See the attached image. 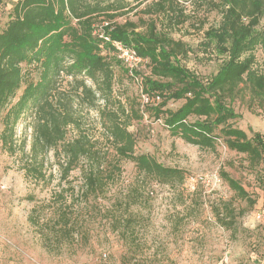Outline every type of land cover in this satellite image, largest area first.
I'll return each mask as SVG.
<instances>
[{
  "label": "trees",
  "instance_id": "1",
  "mask_svg": "<svg viewBox=\"0 0 264 264\" xmlns=\"http://www.w3.org/2000/svg\"><path fill=\"white\" fill-rule=\"evenodd\" d=\"M209 4L221 13V21L206 31V37L214 44L213 51L225 58L214 75L204 78L186 64L192 48L174 37L190 19L178 0H152L142 8L139 3L131 7L128 0H16L0 30V111L6 110L0 133L3 147L16 151V126L33 113L27 175L43 176L37 156L55 149L64 158L65 174L83 159L90 163L84 168L85 191L98 194L107 177L99 149L83 132L71 140L66 137L69 126L80 128L77 104L98 112L116 157L133 161L143 178L169 185L185 180L183 169L136 152L130 126L147 114L162 120L174 137L211 150L223 144L244 154L249 168L258 167L264 161V133L250 135L231 120L240 117L234 102L244 85L264 106V70L253 67L254 51L264 41L259 30L264 0H210ZM134 10L137 20L128 16ZM116 42L148 63L150 73L141 79L142 94L148 98L143 105L137 106L128 93H115L117 68L131 77L138 75L124 63ZM170 101L181 104L171 108ZM221 177L238 199L254 206L256 200L238 179L225 170ZM246 210L232 200H221L213 212L230 229ZM61 212L58 220L66 233L69 220ZM129 221L127 225L132 224Z\"/></svg>",
  "mask_w": 264,
  "mask_h": 264
},
{
  "label": "rangeland",
  "instance_id": "2",
  "mask_svg": "<svg viewBox=\"0 0 264 264\" xmlns=\"http://www.w3.org/2000/svg\"><path fill=\"white\" fill-rule=\"evenodd\" d=\"M128 1L131 7L139 3L142 8L152 0ZM15 2L0 0V30ZM178 2L190 19L174 37L192 48L186 64L210 78L225 56L213 51L206 31L219 25L221 13L210 8V0ZM128 16L138 18L135 10ZM262 22L259 30L264 33V17ZM254 53L253 67L262 72L264 41ZM124 63L138 75L131 77L117 68L115 93H128L137 106L143 105L148 98L142 94L141 79L150 73L148 63L127 55ZM180 104L170 101L168 106ZM74 105L80 128L69 126L66 137L71 140L83 132L96 145L106 166L105 185L98 194L88 195L84 168L90 163L83 159L65 174L64 158L55 149L37 156L43 176L27 175L35 119L33 113L24 116L16 126L14 153L0 139V264H264V161L249 168L244 154L223 144L211 150L188 143L172 136L162 120L147 114L130 126L136 135V152L149 153L185 171L181 184L152 181L139 174L133 161L116 157L95 109ZM234 106L240 117L232 124L250 135L252 131L264 133V106L248 86L244 85ZM5 113V109L0 111V133ZM23 144L25 152L20 149ZM221 170L246 187L256 200L254 206L235 196ZM221 200L247 209L230 229L213 212ZM59 212L69 220L66 233L59 224ZM129 218L131 225L126 224Z\"/></svg>",
  "mask_w": 264,
  "mask_h": 264
},
{
  "label": "built area",
  "instance_id": "3",
  "mask_svg": "<svg viewBox=\"0 0 264 264\" xmlns=\"http://www.w3.org/2000/svg\"><path fill=\"white\" fill-rule=\"evenodd\" d=\"M115 46L120 50V57L123 59V61H124L126 55L131 56L132 58H134L138 61H142V59L136 55L134 50H132L130 48H125L123 46V44H121L120 42H116ZM157 99H160V97L157 96Z\"/></svg>",
  "mask_w": 264,
  "mask_h": 264
}]
</instances>
